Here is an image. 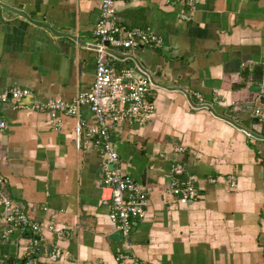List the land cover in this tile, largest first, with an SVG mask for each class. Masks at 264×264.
I'll list each match as a JSON object with an SVG mask.
<instances>
[{
    "label": "crops",
    "instance_id": "obj_1",
    "mask_svg": "<svg viewBox=\"0 0 264 264\" xmlns=\"http://www.w3.org/2000/svg\"><path fill=\"white\" fill-rule=\"evenodd\" d=\"M113 5L119 23L160 38L156 48L117 49L108 59L154 84L151 117L108 131L119 171L144 193L129 253L138 264H264V0H199L192 9L164 0ZM98 16V0H0V91L27 88L22 102L42 105L87 89L94 52L85 43ZM254 66L259 82L240 76ZM77 113L92 126L86 107ZM0 115L2 192L57 230L36 237L35 264H132L115 260L121 235L107 219L94 136L82 133L75 148V118L63 110L53 120L49 110L6 102ZM175 163L182 173L174 177H193L197 193L184 205L162 199ZM1 211L0 264H24L27 234L3 235Z\"/></svg>",
    "mask_w": 264,
    "mask_h": 264
},
{
    "label": "built area",
    "instance_id": "obj_2",
    "mask_svg": "<svg viewBox=\"0 0 264 264\" xmlns=\"http://www.w3.org/2000/svg\"><path fill=\"white\" fill-rule=\"evenodd\" d=\"M115 0H98L99 16L92 28L93 41L85 43V47L94 52V70L91 85L77 92L70 100L51 99L42 105L23 103L22 100L30 96L27 88L12 87L0 91V106L11 102L15 107L37 108L49 110L50 118H54V111L63 110L67 115L75 118L72 129V140L75 148L81 144V134L85 137L94 136L101 165L99 168L100 185L108 193L109 211L108 221L121 235L122 247L116 253L115 260H129L132 264H138L129 253L130 243L128 235L133 220L144 216V193L127 175L121 173L117 167L118 156L109 139V128L123 122H135L142 124L153 113L152 91L154 84L148 74L136 73L129 66L115 69L109 62L112 51L121 49L129 50L138 47L156 48L160 44V38L153 32L137 27H128L118 22L115 9ZM181 1L187 8L192 9L199 0H164L165 3ZM182 19H186L185 16ZM187 96L191 94L199 104L208 106L197 92L183 89ZM22 102V103H21ZM86 107L92 119V126H86V122L79 118L77 108ZM255 116L260 117L258 109H254ZM261 119L262 116L260 117ZM54 120V119H53ZM5 126L0 115V130ZM83 128L86 130L83 131ZM179 150H181L179 148ZM182 173V167L175 163L170 168V178L162 191V199L167 196L173 199L175 204L184 205L197 197L192 185L191 176L185 180L174 177ZM4 180L0 174V205L1 221L4 226L3 235L17 232L20 235L30 234V241L24 249V264H35V246L38 238L44 233L56 232L54 221L50 218L45 223H37L24 211L13 204L2 192ZM230 187L234 183L232 178L228 182ZM264 186V178H263ZM53 254L58 252L57 247L52 248Z\"/></svg>",
    "mask_w": 264,
    "mask_h": 264
},
{
    "label": "trees",
    "instance_id": "obj_3",
    "mask_svg": "<svg viewBox=\"0 0 264 264\" xmlns=\"http://www.w3.org/2000/svg\"><path fill=\"white\" fill-rule=\"evenodd\" d=\"M239 74H240V76L243 79H246V78L249 77L253 81L259 82L260 81V78H261V68L259 66H254L251 69V71H250V76H248L249 75V72L246 70V68H243L242 70H240ZM235 86H239V85H234V87Z\"/></svg>",
    "mask_w": 264,
    "mask_h": 264
},
{
    "label": "water",
    "instance_id": "obj_4",
    "mask_svg": "<svg viewBox=\"0 0 264 264\" xmlns=\"http://www.w3.org/2000/svg\"><path fill=\"white\" fill-rule=\"evenodd\" d=\"M253 90L255 91V90H256V87H254ZM239 124H241V125L247 127V126L244 124V122H242V121H239ZM263 128H264V125H263ZM185 178H186V177H185ZM116 234L119 235L120 233H119L118 231H116ZM26 236H27V237H30V234H27ZM26 236H25V237H26Z\"/></svg>",
    "mask_w": 264,
    "mask_h": 264
}]
</instances>
